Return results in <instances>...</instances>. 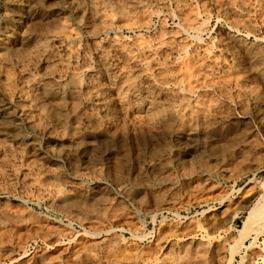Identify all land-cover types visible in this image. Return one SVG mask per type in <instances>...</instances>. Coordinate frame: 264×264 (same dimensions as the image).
<instances>
[{"label": "bare ground", "instance_id": "1", "mask_svg": "<svg viewBox=\"0 0 264 264\" xmlns=\"http://www.w3.org/2000/svg\"><path fill=\"white\" fill-rule=\"evenodd\" d=\"M60 1L11 0L6 5L5 21L24 15L30 23L17 34L0 36V120L17 119L18 125L42 130L69 147L64 155L27 154L18 142L21 135H14L19 130L1 125L0 264H223L229 240L231 253L244 248L242 264H264V237L262 246L256 244L264 236V198L249 194L242 228L222 235L235 213L221 207L222 191L208 183L194 188L200 193L197 203L220 206L189 229L174 226L143 234L124 199L96 185L74 201L88 229L44 230V245L31 254L23 238L13 236L34 217L31 197L70 203L71 191L56 179L60 169L44 157L88 152L94 148L90 136L127 140V157L136 158L124 164L103 161L78 174L95 183L111 178L121 195L143 209L149 197L133 192L132 184L141 172L156 169L154 157L187 153L233 162L249 154L252 143L259 147L260 133L264 137V0ZM211 11L226 24L215 35L209 31ZM252 120L259 128L256 135L248 128ZM226 139L242 148L225 151L220 146ZM152 201L157 207L170 203Z\"/></svg>", "mask_w": 264, "mask_h": 264}, {"label": "rangeland", "instance_id": "2", "mask_svg": "<svg viewBox=\"0 0 264 264\" xmlns=\"http://www.w3.org/2000/svg\"><path fill=\"white\" fill-rule=\"evenodd\" d=\"M10 2L11 0H0V36L1 34L5 36L6 34L9 33L17 34L21 28L27 27V25H29L30 23L28 19L25 18L24 15H22V18L21 16H16V18H13L11 22L5 21L8 19L7 16L5 15L8 11L7 10L8 7H6V5H8V3ZM60 2L63 3V0H61ZM164 15H165L164 16L165 22L168 25H172L173 23L172 18L167 14ZM19 17L21 18L22 22H19L17 20V18ZM208 17H207L208 21L210 20L209 31L211 32L212 35L216 34L218 27L223 28L226 26L224 20L220 16H218L215 11H211ZM24 24L26 25L24 26ZM3 120H7L8 122L2 124L0 120V127L2 125V127L5 128H11V129L16 128L14 129L16 132L17 130H19V132L15 133L14 135L18 137L21 135L20 136L21 138L18 140V142H20L21 144L23 143L25 144L26 148H28L27 154H29L30 152L33 153L32 151L36 152L37 150L41 153L45 151L48 153L56 151L62 155L67 153L66 150L69 146H66L67 143L63 145L62 143L64 142L62 140L53 139L51 136H49L47 133L43 132L42 130L40 131V130L30 129L29 127L22 124H19L20 125L19 127L17 119L10 118L9 120V118H7V119H2V121ZM249 123L250 124H248V128H252L251 129L252 132L256 135L259 129L256 122L252 120ZM0 130H4V129H0ZM9 133L6 135L12 137V135L11 134L9 135ZM258 138L260 140L259 147H257L255 143H252L250 145L252 148L249 147L250 149L248 152L250 155L246 154L247 153L246 152L245 156L243 155L244 157L243 156L234 157L233 162H228L227 160L228 157H197L196 158V157H188L187 153L181 155L180 157H154L159 164L157 165L156 169L152 170L151 172H141L137 178V181H134L132 184L133 192L136 191L142 192L143 194H146L149 197V201L151 203L146 204L147 206L144 205V209H145L144 210L143 207L134 206L133 203H130L131 202L130 200L125 198L123 195H121L116 188L115 181L112 180L111 178L100 177L99 178L100 180H98L95 183L94 181L89 180L85 176H80L78 174L81 168L83 169L86 166L87 169V166L90 167L96 163H101L103 161L111 162L114 160L120 164H124L127 161L132 162L136 158V157H127L128 156L127 153L130 148L129 146L131 145L129 142L127 143V140L126 142L125 141L121 142L119 140L108 139L104 135H99V137L90 136V142L91 144L93 143L91 147L94 148L88 152L86 150L83 151L82 149H79L78 151H70L68 155H66V157L64 156L60 157L58 158V160H54L52 157H44L46 161H49L50 164H54L53 166H55L56 164L55 167L58 166L57 167L58 170L60 169L59 171L60 173L57 175L56 179L57 182H59L63 187L69 189L72 195L74 196L71 197L72 199L70 203L63 204L61 202H56L51 204V202L46 196L34 197V198L31 197L30 198L32 201L31 207L34 217L32 218V220L27 221L28 222L27 224L21 225L17 229L18 233L16 231L13 234V236H15V238L18 235L22 237L24 243V250L27 253L31 254L32 252H34L35 250H37L38 248L44 245L43 234L47 230H52L54 227H55L54 229L57 228L59 230V228L62 227L63 228L62 230L65 229L64 230L66 231L65 233H69L71 231H72L71 233L73 232L77 233V232H82V229L84 228L88 229V225H87L88 223L85 220H83L84 222L83 223L81 221L82 218L79 217V215H77L79 214L77 211L80 210L82 211L83 209L78 208L76 203L78 202V200L79 201L83 200V197H85L84 194L86 195V190L88 191L90 187L96 188L95 187L96 185H98V188L96 190H102V192H105L106 194L109 193L108 195L111 197L113 195V198L115 199H119V200L124 199L123 200L124 204H127L126 207L130 211L134 212L133 214L136 216V218L134 216V220L136 223H138L137 225L139 227V232L143 234L147 233L149 236V234L158 233L161 229H164L165 227H174V226H179L182 228L189 229L194 224H200L204 220L205 215L215 211L220 206L218 202L210 203V205L205 204L203 206L202 204L200 205L197 203L198 197L200 198V193L195 190V189L198 190L197 188L198 183L213 184L222 191L225 201H223L224 206L221 207H224L232 212L234 211L235 215H234V219H232L233 221L227 222L225 224L221 234L223 235V233H226L227 231H228L227 233L231 231L236 232L237 230L242 228L243 225L242 223L247 215L248 207L247 208L243 207L244 206L243 202L246 199V197L249 194H253L256 198H260V197L264 198V137L260 133L258 135ZM32 140L34 141V143H32L33 142ZM134 142L136 143L137 141ZM30 143L32 144L29 145ZM221 143L223 144L220 147H223L225 151H229L232 148H236V147L242 148L240 145L238 144L236 145L235 141L233 142V140L231 139L223 140ZM132 145L134 144L132 143ZM65 146L66 149L64 148ZM245 149L247 150V148ZM114 156L116 157L114 158ZM223 161L225 162L224 164H226L224 165L225 167H223L226 168L225 173L222 172ZM192 165L194 168L191 167ZM188 168H190L189 171L190 173L187 171L189 170ZM172 191L173 193H171ZM151 195L155 197L154 198L152 197L153 199H151ZM169 198L172 199L170 200ZM154 199L159 201H161V199L162 200L168 199V201H170L171 204L169 203L168 205H166L167 207L166 206L157 207L154 205L153 203L154 201H152ZM74 201L77 202L74 203ZM66 205H69L68 207L71 208L69 209ZM63 208L65 209V211L63 210ZM71 211L73 212L72 214ZM45 225L46 226L48 225V228H46ZM229 225L230 226L233 225L232 230ZM39 234L41 235L39 236ZM234 234L236 235V233ZM234 234H232V237H235ZM125 236H127V234ZM262 237L264 236L261 235V237L258 239L256 243L257 245L259 244L262 246L263 243ZM251 240L252 238L249 237L246 240V245H249ZM145 241L146 240H144L143 242L145 243ZM232 244L233 242H231L230 240L227 241L225 244V246H228V249L226 247L227 251H225V253L223 254L224 255V257H222L223 264H229V263L242 264L243 263L242 261L244 260L243 257L245 255L244 248H240V250H238L237 253L233 252L234 253L233 254L231 253V248H230Z\"/></svg>", "mask_w": 264, "mask_h": 264}]
</instances>
